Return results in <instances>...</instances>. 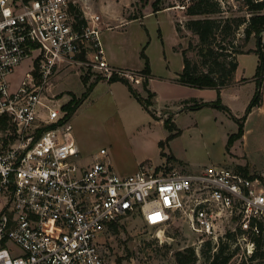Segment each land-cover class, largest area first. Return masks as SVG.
<instances>
[{
    "label": "built area",
    "instance_id": "1",
    "mask_svg": "<svg viewBox=\"0 0 264 264\" xmlns=\"http://www.w3.org/2000/svg\"><path fill=\"white\" fill-rule=\"evenodd\" d=\"M81 1L89 0H0V118L9 123L0 130V264H108L103 233L129 215L153 227L184 217L201 246L218 244L227 226L239 228L251 255L260 224L264 231V170L245 175L212 164L183 173L142 162L121 174L104 148L90 165H77L70 119L44 101L52 77L73 66L133 86L146 77L108 62L101 17L79 21ZM260 38L264 50V31ZM26 59L32 68L11 92L8 77ZM41 105L49 124L37 119Z\"/></svg>",
    "mask_w": 264,
    "mask_h": 264
},
{
    "label": "rangeland",
    "instance_id": "2",
    "mask_svg": "<svg viewBox=\"0 0 264 264\" xmlns=\"http://www.w3.org/2000/svg\"><path fill=\"white\" fill-rule=\"evenodd\" d=\"M102 1L104 0H90L88 3L81 1L79 9L83 14L101 12L105 15L99 3ZM153 1L106 0L108 6H117V12L121 11V3H126L122 18L127 19L132 14H138L139 17L122 24H119L120 18L111 17L113 27L102 29L101 41L108 60L128 69L138 70L145 67L141 57V51L145 47V53L157 77L154 85L160 91V102L172 98L171 108L180 111L177 122L183 131L169 138L172 133L167 132L164 125L136 98L129 97L127 90L120 83L101 80L69 118L76 142L80 146L77 165H90L104 148L108 152L107 159L115 169H124L122 171L125 172L131 171L138 160L157 168L169 166L183 173H196L212 164L228 165L241 172L247 169L248 174L263 171L264 81L260 103L243 119V125L233 117H244L257 89L258 82L256 78L253 79L259 63V54L254 52L257 49L256 38L252 37L245 44V50L253 51L238 56V74H243L249 80L245 81L246 79L241 77L238 83L233 82L228 86L231 88L226 89L223 95V101L231 107L232 114L224 109L209 106L181 112L185 107L179 106L182 101H177L178 98L195 95L206 100H215L216 90L187 87L174 81L182 71V49L188 47L189 41L194 44L198 42L197 37L186 28V22L190 18L186 14L187 7L181 8L189 5L192 0L190 3L185 0H163V5L169 8V5L174 4L170 7L175 9L143 15L144 12L152 10ZM218 1L228 14H249L244 0ZM173 15L185 39L184 43L177 45L174 42L176 27ZM239 37L237 43L243 44V34ZM259 46L264 52L260 43ZM187 55L197 61L193 49H188ZM32 65V59H26L9 75L11 92L18 89ZM84 70L86 69L80 66H73L54 75L44 97L46 104L58 108L62 116L68 115L65 105L74 98H83L93 78L97 77L94 69ZM140 88L138 93L145 99L147 93L143 87ZM47 108L40 106L38 121L47 122ZM226 230L225 235L218 239V244L211 243L212 250L209 251L205 243L199 245L198 236L191 231L184 217L176 216L165 226L153 227L147 225L142 218L129 215L119 218L116 227L112 225L106 228L100 247L108 264H176L175 252L187 247L195 250L197 260L194 264H209L206 254H212L216 250L214 247L219 243L228 242L231 244V250L237 248L229 264H237L243 258L249 257L237 239L241 230L238 228L236 231L235 240L227 237L230 226H227Z\"/></svg>",
    "mask_w": 264,
    "mask_h": 264
},
{
    "label": "trees",
    "instance_id": "3",
    "mask_svg": "<svg viewBox=\"0 0 264 264\" xmlns=\"http://www.w3.org/2000/svg\"><path fill=\"white\" fill-rule=\"evenodd\" d=\"M244 1L247 6L248 15L228 14L218 0H192L186 9V14L190 16L186 22V28L197 37L198 42L194 44L192 41H189L188 47L182 49L183 69L178 78L181 84L197 88H212L217 91V97L213 101H198L194 98L186 99L181 102L184 107L192 110L207 106L218 107L232 114L231 109L222 102L221 92L223 88L230 86L235 80V72L238 67L237 55L253 51V49L245 50V44L252 37H255L257 49L254 52L259 54V63L255 73L258 82L257 89L248 104L244 117L237 118L232 115L235 119L240 120V124L242 125L243 119L247 117L251 109L260 103L261 88L264 81V52L259 46V43L261 44L260 37L264 31V0ZM173 5L171 4L169 7ZM151 7L153 12H157L168 6L163 5V0H154L151 3ZM76 16L79 21H84L82 11L79 8L76 9ZM138 17V14H132L128 19L131 20ZM176 29L182 37V29L177 23ZM240 34H243V44L237 43V40L240 39ZM188 49H193L196 52L197 61H193L187 55ZM141 57L144 59L145 67L135 72L142 73L146 76L141 84L143 90L147 93L145 99L141 97L138 90L134 88L128 78L114 75L110 81L121 80L125 82L134 97L153 114L150 106L153 104L156 95L148 88L151 66L149 58L145 53V47L141 51ZM98 81H100V77L91 81L83 98H74L65 105V108L68 110L67 118H70L80 104H82L83 100L90 95ZM164 123L168 129H174V124L171 122L170 117L165 119ZM8 127L9 123L7 120L3 117L0 118V130L6 131ZM49 127V125L43 126L41 130L48 129ZM178 134L179 131L172 133V136H169V138ZM243 173L248 175V170L245 169ZM116 225L117 223L113 224L114 227ZM259 226L261 233L252 237L255 242V248L252 254L247 258H243L237 264H262L264 262V231L262 224ZM227 237L235 240L236 233L228 232ZM204 245H206L209 251L212 250L210 241H206ZM236 250V247L231 250V244L224 242L219 243L217 249L215 251L213 250L214 252L212 254L206 255L209 258V264H229ZM175 259L176 264H194L197 260V255L194 248L187 247L183 250L176 251Z\"/></svg>",
    "mask_w": 264,
    "mask_h": 264
},
{
    "label": "crops",
    "instance_id": "4",
    "mask_svg": "<svg viewBox=\"0 0 264 264\" xmlns=\"http://www.w3.org/2000/svg\"><path fill=\"white\" fill-rule=\"evenodd\" d=\"M90 1V0H89ZM88 1V2H89ZM92 1V0H91ZM87 2V3H88ZM86 3V2H85ZM100 3V6H101V9L103 10V11H105V15H102L101 14V12H97V13H88V14H86V13H84L83 14V12H82V14L86 17V18H88V17H90L91 15H95V14H98V15H100V17H101V21H100V26H101V28L102 29H104L105 27H113V23H111V21H113V19H111V17H114V18H120L121 19V23H119V24H122V22L123 23H126V22H128L129 21V19L127 18V19H125V18H122L123 16V13H124V10L126 9V7H127V5H126V3H121L122 4V7H121V11H115L116 10V8H117V6H115L114 8H113V6H108V4L106 3V0H104V1H102V2H99ZM119 2H117V4H118ZM119 6H120V4H119ZM175 8H173V7H169V8H165V9H162V10H160L161 12L162 11H173ZM82 11V10H81ZM159 11V12H160ZM158 12V11H157ZM153 13V10H148L147 12H144L143 13V15H149V14H152ZM126 17V16H125ZM132 20V19H131ZM173 21H174V15H173ZM174 23H175V21H174ZM118 24V25H119ZM116 26V25H115ZM175 27H176V23H175ZM101 33H102V31H101ZM174 42H175V44L177 45L178 43H184L185 42V39L183 38V37H181L180 35H179V33H178V31H177V29H176V37L174 38ZM101 43H102V41H101ZM174 44V45H175ZM175 45V46H176ZM174 46V47H175ZM102 47H103V43H102ZM104 49V48H103ZM104 52H105V50H104ZM105 55H106V52H105ZM240 55V54H239ZM239 55H237V60H238V56ZM106 58H107V55H106ZM107 60H108V58H107ZM108 62L113 66V67H115V68H125V70H130V71H140V70H142L143 68H141V69H138V70H136V69H128L127 67H121L120 65H118V64H116V63H111L109 60H108ZM151 66V65H150ZM182 69H183V65H182ZM238 71H239V60H238V67H237V70H236V72H235V80H234V82H236V83H238V81L241 79V77H243V78H245L246 80L245 81H247V80H249L248 78H246V77H244V75L242 74L241 76H239V74H238ZM182 71H180L179 73H178V75H177V78H176V80H174L176 83H179V84H181L179 81H178V78H179V74L181 73ZM97 78V77H96ZM95 78V79H96ZM162 78V77H161ZM254 78H256L255 77V75H253V79ZM95 79H93V81L95 80ZM101 80H105L104 78H101L100 77V81ZM157 80V77H156V75H155V73H153V70H152V67H151V76L149 77V83H148V88L152 91V92H154L155 93V98H154V100H153V104L150 106V109L153 111V117L155 118V119H158V121L160 122V124L162 123L163 125H164V127L166 128V130H167V132H171V133H176L177 131H176V129L179 131V134L181 133V131H183V129L179 126V124H178V122H177V117L180 115L179 114V112H178V110H174V109H172L171 107H172V102H173V100H172V98L171 97H169V99L167 100V101H161L160 102V91H159V89H157V86L156 85H154V82ZM110 81V80H109ZM99 82V81H98ZM111 83L113 82V83H120L121 85H122V87L124 88V89H126L127 90V93H128V96L130 97H134V95L132 94V92H131V90H130V88H129V86L125 83V82H123V81H121V80H116V81H110ZM98 84V83H97ZM96 84V85H97ZM95 85V86H96ZM182 85H184V84H182ZM140 86L142 87V85L141 84H139V85H135L134 86V88H136L137 90L139 89V90H141V88H140ZM187 87H193V86H188V85H186ZM159 87V86H158ZM95 88V87H94ZM197 88V87H196ZM229 88H231V87H225V88H223L222 89V92H221V97H222V102L225 104V102L223 101V95H224V93H225V90L226 89H229ZM198 89H206V88H198ZM208 89H212V88H208ZM214 90V89H213ZM182 91V90H181ZM190 97H192V98H194V99H197V100H204L205 98L204 97H199V96H195V95H186V96H183V97H180V98H178L177 99V101H183V100H186V99H188V98H190ZM216 97H217V91H216ZM135 98V97H134ZM176 101V102H177ZM204 101H213V99H210V100H204ZM181 103V102H180ZM192 104V103H191ZM227 105V104H226ZM179 106H182V103L179 105ZM228 106V105H227ZM184 107V106H183ZM230 109H231V107L230 106H228ZM181 110V109H180ZM190 109L189 108H186L185 107V109L184 110H182L181 112H183V111H189ZM232 110V109H231ZM171 115H172V117H171ZM168 117H171V121L173 122V124H174V129L173 130H170V129H168L166 126H165V123H164V120L165 119H167ZM175 130V131H174ZM79 146V145H78ZM79 149H80V146H79ZM141 161L142 160H138L137 162H136V164L134 165V167L132 168V169H130L131 171H129V172H125V171H122V170H124V169H119V168H117L116 170L119 172V173H121V174H130V173H133V172H135L137 169H138V166H139V164L141 163ZM168 168H171V167H169V166H167V167H161V169H166V170H169ZM172 169V168H171Z\"/></svg>",
    "mask_w": 264,
    "mask_h": 264
}]
</instances>
